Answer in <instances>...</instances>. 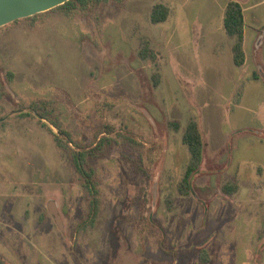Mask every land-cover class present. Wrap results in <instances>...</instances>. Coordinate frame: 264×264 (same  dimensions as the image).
Masks as SVG:
<instances>
[{"label":"rangeland","instance_id":"1","mask_svg":"<svg viewBox=\"0 0 264 264\" xmlns=\"http://www.w3.org/2000/svg\"><path fill=\"white\" fill-rule=\"evenodd\" d=\"M227 1H74L0 28V264H264V0L243 66Z\"/></svg>","mask_w":264,"mask_h":264},{"label":"trees","instance_id":"2","mask_svg":"<svg viewBox=\"0 0 264 264\" xmlns=\"http://www.w3.org/2000/svg\"><path fill=\"white\" fill-rule=\"evenodd\" d=\"M79 1L80 3L84 4L87 0H70L66 2L65 4L56 7H66L71 5L72 2ZM96 1H106V0H96ZM54 8V9H56ZM169 12L168 8L163 4H156L153 7L152 13H151V20L154 24H158L161 22H165L168 18ZM36 16V15H35ZM33 16V17H35ZM31 18V17H30ZM28 19V18H27ZM244 26H245V17L243 12L242 5L235 0H232L228 3L226 11H225V17H224V28L226 33L231 37H236V43L233 46V55H234V61L237 66H242L245 63V52L243 50V39H244ZM141 56L143 58H146L149 56V52L147 49H144L141 52ZM257 77V75H255ZM46 118V117H45ZM176 129H179V125H175ZM183 143L187 146L189 152H190V161L187 167V172L185 175L184 183H183V191L186 193L188 192V186H189V178L199 170L202 161H203V152H204V142L203 137L199 128L198 123L195 120H191L184 132L183 135ZM62 147V146H61ZM69 147V145L65 146V148ZM64 148V147H62ZM84 152H74L73 154V162L75 165L76 170L79 172V174L84 179V186L88 190L90 189V179L92 177V170H86L83 167V161L85 157ZM235 187H230V185H227L224 188V191L227 194H232L236 190ZM172 199L169 198L167 200V204L169 207L172 205ZM99 201L94 199L91 213L93 215L96 214L97 207H98ZM202 256L207 258L206 251H203ZM204 259V258H203ZM206 260V259H205Z\"/></svg>","mask_w":264,"mask_h":264},{"label":"water","instance_id":"3","mask_svg":"<svg viewBox=\"0 0 264 264\" xmlns=\"http://www.w3.org/2000/svg\"><path fill=\"white\" fill-rule=\"evenodd\" d=\"M70 0H0V28L59 7Z\"/></svg>","mask_w":264,"mask_h":264},{"label":"crops","instance_id":"4","mask_svg":"<svg viewBox=\"0 0 264 264\" xmlns=\"http://www.w3.org/2000/svg\"><path fill=\"white\" fill-rule=\"evenodd\" d=\"M230 1H232V0H228L227 1V4H226V8H227V5H228V3L230 2ZM235 1H238L241 5H242V7H243V12H244V17H245V26H244V39H243V50H244V52H245V62L247 61V59H248V55H247V50H246V45H245V43H246V28H247V22H249L248 21V19H247V14H248V12H250V11H252L251 10V8H250V0H235ZM249 7V8H248ZM226 11V10H225ZM264 27H263V25L259 28V31H258V36L261 34V32H262V29H263ZM263 42H264V37H263V39H262V41L256 46V50L257 49H259L261 46H262V44H263ZM233 46H234V44L232 45V51H233ZM234 63H235V61H234ZM245 64V63H244ZM243 64V65H244ZM236 65V64H235ZM242 65V66H243ZM237 66V65H236ZM256 72V71H255ZM253 78V77H252ZM255 79V78H254Z\"/></svg>","mask_w":264,"mask_h":264}]
</instances>
